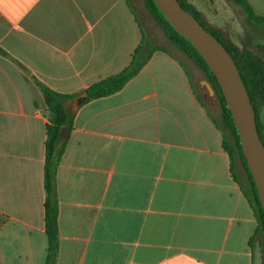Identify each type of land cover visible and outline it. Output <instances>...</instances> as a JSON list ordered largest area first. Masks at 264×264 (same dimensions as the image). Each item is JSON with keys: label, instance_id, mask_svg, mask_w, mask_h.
I'll list each match as a JSON object with an SVG mask.
<instances>
[{"label": "crops", "instance_id": "1", "mask_svg": "<svg viewBox=\"0 0 264 264\" xmlns=\"http://www.w3.org/2000/svg\"><path fill=\"white\" fill-rule=\"evenodd\" d=\"M247 2L264 16V0ZM141 41L148 57L122 88L67 101L54 264H252L257 218L225 130L132 0H0V264H45L39 83L76 95L121 71Z\"/></svg>", "mask_w": 264, "mask_h": 264}, {"label": "trees", "instance_id": "2", "mask_svg": "<svg viewBox=\"0 0 264 264\" xmlns=\"http://www.w3.org/2000/svg\"><path fill=\"white\" fill-rule=\"evenodd\" d=\"M178 1L203 25V19L200 12L191 3H189L187 0ZM234 1L243 8L247 19L264 23V16L256 14L247 0ZM143 2L145 8L159 25L168 40L194 61V63L205 73L208 81L211 83L215 91L217 101L220 105L221 123L218 122L219 126L224 130H228L233 139V141L230 142L224 139L223 147L229 154L231 161V171L235 179V161L238 159L243 166V170L248 182V188H243V193L248 197L257 218L256 231L252 235L249 244L251 248H253L254 242L258 239L264 252L263 209L258 198L252 175L242 154L237 129L226 105L221 88L213 72L210 70L202 56L184 36L179 34L172 27V25L157 7L154 0H143ZM205 28L221 42V44L229 52L232 59L236 63L238 72L251 102L255 115L256 127L262 140L259 109L262 106L264 107V48L261 50V53L241 48L236 45L229 36H226L220 28L210 26L209 28ZM153 49L161 48L155 46ZM147 57L148 53L143 54V42L141 41L134 50L130 62L121 71L95 81L86 88L88 93L87 99L109 95L122 88L123 85L140 70ZM39 86L41 87L43 99L49 113L48 123L46 124L44 163V218L45 233L47 237L45 264H54L59 248L56 171L64 150L63 143L59 142V135L63 127L71 128V113L69 111L70 105L67 104V101L75 94L61 93L50 89L41 83H39Z\"/></svg>", "mask_w": 264, "mask_h": 264}, {"label": "water", "instance_id": "3", "mask_svg": "<svg viewBox=\"0 0 264 264\" xmlns=\"http://www.w3.org/2000/svg\"><path fill=\"white\" fill-rule=\"evenodd\" d=\"M154 2L172 27L193 45L213 72L236 126L241 151L264 213V144L259 136L253 108L236 63L221 42L178 0ZM198 86L205 90L204 97L214 104L216 94L210 82L200 79ZM87 97L85 89L72 96L68 102L75 108ZM252 264H264V254L259 240L254 242Z\"/></svg>", "mask_w": 264, "mask_h": 264}, {"label": "rangeland", "instance_id": "4", "mask_svg": "<svg viewBox=\"0 0 264 264\" xmlns=\"http://www.w3.org/2000/svg\"><path fill=\"white\" fill-rule=\"evenodd\" d=\"M132 1L152 42L154 44H163L168 47L171 46L175 54H177L191 68V70H193V84L195 89L203 97L204 103L211 114L217 119L219 123H221L220 105L217 101V98L215 103L212 104L207 97H204V89H201L198 86L197 79H205L203 71L183 51H181L168 40L159 25L145 8L143 0ZM187 1L200 12L203 19L202 23L205 27H218L239 47L261 53V50L264 48V23L247 19L243 8L234 0ZM259 116L261 122L264 125L263 106L259 109ZM225 134L226 140L228 142L233 141L228 130H225ZM235 168L240 173L242 182L248 188L247 177L244 173L243 166L238 159L235 161Z\"/></svg>", "mask_w": 264, "mask_h": 264}, {"label": "flooded vegetation", "instance_id": "5", "mask_svg": "<svg viewBox=\"0 0 264 264\" xmlns=\"http://www.w3.org/2000/svg\"><path fill=\"white\" fill-rule=\"evenodd\" d=\"M203 74H204V78L208 81V79H207V77H206V75H205V73L203 72ZM211 84V83H210ZM205 91V90H204ZM261 121V120H260ZM263 131H264V125H263V123L261 122V132H262V142H263V144H264V134H263Z\"/></svg>", "mask_w": 264, "mask_h": 264}]
</instances>
